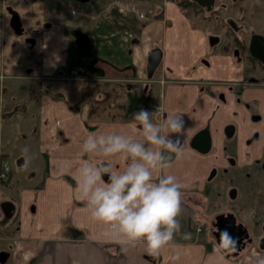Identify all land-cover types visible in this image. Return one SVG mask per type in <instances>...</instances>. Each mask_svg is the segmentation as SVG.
I'll list each match as a JSON object with an SVG mask.
<instances>
[{
	"label": "crops",
	"instance_id": "1",
	"mask_svg": "<svg viewBox=\"0 0 264 264\" xmlns=\"http://www.w3.org/2000/svg\"><path fill=\"white\" fill-rule=\"evenodd\" d=\"M2 1L17 8L21 5L15 0ZM63 5L71 16L63 15ZM113 7L122 16L113 14ZM156 10H161L160 18L153 17ZM32 11L39 13L43 8ZM57 12L36 13L35 22H42L45 30L40 32V40L19 35L20 45L6 42L13 29H7L6 20L0 21V165H28L21 170L24 175L30 165L32 170L34 167V179L27 186L35 185L44 201L50 199L45 218L46 212L41 210L46 205L25 199L17 212L14 197L8 201L1 196L0 201L12 205L11 209L6 206V219L11 223L20 220L8 229L6 226L8 264H254L247 251L253 244L238 255L217 251L214 234L203 235L204 228L196 218L216 196L214 190L205 192L208 182L219 180L222 172L231 175L232 167L245 168L263 159L264 88H253L259 83L255 78H221L224 68L207 61L205 47L191 56L199 42L207 47L215 43L208 39L210 30L198 25L177 0H166L161 7L151 0H95L89 12L62 3ZM9 45L11 49L6 50ZM37 46L41 54L35 59ZM155 47L161 48L162 59L149 77L148 59ZM70 48L79 57L74 65L86 68L80 80L66 78L71 68ZM227 59L231 66L243 64L230 55ZM235 98L238 101L233 107L225 103H233ZM254 101L258 103L253 105ZM140 108L148 109L154 122L168 116L185 121L180 140L183 157L177 160L172 154V167L165 170L184 186L178 218L181 230L158 255L149 254L143 243L122 251L121 245L105 237V226L92 221L85 202L75 192V171L81 161L105 162L84 154L83 140L89 133L109 132L141 139L138 130L129 127L133 113ZM206 126L211 147L203 153L191 140ZM201 154H207L208 165L200 168ZM64 160L71 161L70 168L62 169ZM192 164L194 171L189 168ZM111 165L114 170L122 169L124 161L115 158ZM210 167L213 174L205 183ZM43 171L47 172L45 179L41 178ZM191 173L201 180L198 184ZM104 179L107 182L108 177ZM257 249L254 246L251 256L262 254Z\"/></svg>",
	"mask_w": 264,
	"mask_h": 264
},
{
	"label": "clouds",
	"instance_id": "2",
	"mask_svg": "<svg viewBox=\"0 0 264 264\" xmlns=\"http://www.w3.org/2000/svg\"><path fill=\"white\" fill-rule=\"evenodd\" d=\"M129 127L137 129L141 139L117 132L87 135L81 151L105 162L81 161L75 171V192L85 202L92 221L104 225L105 237L121 245L122 251L143 243L149 254L158 255L181 230L178 218L184 186L165 170L172 167V154L177 160L183 157L180 140L185 121L168 116L154 122L151 112L140 108L133 113ZM115 158L124 161L122 169L112 168ZM61 167L70 168L71 161L64 160ZM189 235L184 233L185 238ZM236 245L229 232L220 233L217 251L231 252ZM255 264H264V259L258 258Z\"/></svg>",
	"mask_w": 264,
	"mask_h": 264
},
{
	"label": "rangeland",
	"instance_id": "3",
	"mask_svg": "<svg viewBox=\"0 0 264 264\" xmlns=\"http://www.w3.org/2000/svg\"><path fill=\"white\" fill-rule=\"evenodd\" d=\"M1 1L2 0H0V3ZM4 1L6 2L9 0H4ZM38 1L39 2L33 0H15V3L19 2L21 4L20 7L18 8L20 10L23 24L27 27L25 35L31 38H38L40 32L45 30V27L42 22L37 23L35 22V18H33V16L38 12L32 14V11L30 10H32L33 8L36 9L37 7L41 6L43 8V11L39 12L37 16L38 15L46 16L47 14L55 15L58 13L57 12L59 10L58 4L59 1L61 0H42V1L38 0ZM151 1L153 2L154 5L156 4V7L157 6L161 7L163 6L166 0H151ZM223 2L226 3V6L224 8L221 7L222 6L220 4L222 3L221 0H217L216 6H214L215 10L212 13L206 12L205 9H197L193 7V5H188L185 8V11L190 15V17H192V19L198 22V25L207 27L206 29L210 30L211 34L208 35L209 36L208 39L210 41L212 40L211 39L212 33H215L216 35H221L223 39L226 38L225 39L226 41L227 39H229L226 37V33L231 34L233 36L237 32L238 35H240L242 38H244L246 42H248L251 33L257 31L258 27L261 26L264 21V5H262L263 7L260 6L263 3L257 2V0H223ZM0 8L3 7L0 6ZM62 8H63L62 9L63 15L71 16V12L69 8H65L64 5ZM28 9L30 10L28 12H25ZM1 17H4V21L6 20L7 29L12 30L9 20L7 22L6 15ZM209 17L211 20L209 19ZM229 19L235 21V25L237 26L236 27L237 29L233 30V27H231L228 24ZM218 29L219 32H215V30L217 31ZM19 37L20 36L13 33L12 30L11 35L7 38L6 42L11 40L10 44L12 43V41H17L19 43ZM21 37L24 38V36ZM198 44L200 47L198 46L196 49H194L191 52V56L193 57L194 55H197V53L200 54L202 51L201 48L205 47L207 61H209V59L210 61L213 60V66L215 65L224 68L225 71L223 70L224 71L223 74L220 73L222 74L221 78L230 81L231 80L239 81L242 76H245L246 79L255 78L259 83H257V85H255V87L253 88L257 90L264 88V73L261 70L252 68L251 66L246 64L247 62H243L242 66L240 65L238 66L237 64H234V66L230 65L227 57L230 55V57L236 58V56L234 55L236 50H233L234 46L232 41L224 45L227 46L228 49L222 46L223 43H215V45L209 47L205 46L201 42H199ZM9 48L11 49L10 45L6 50H9ZM39 53H40V49L39 46H37L35 55L33 54L35 59H38L37 55H39L40 58L41 53L40 54ZM10 54L11 53H9V55ZM242 56L243 58L248 57L247 55L246 56L242 55ZM203 60L201 61L203 62ZM241 69L243 71V74L240 71ZM262 95H263L262 98H264V94ZM237 101L238 99L235 98L233 103L232 101L231 102L227 101L225 103H228L229 107H233L237 103ZM256 103H258V101L252 102L253 105H256ZM262 126H264V122H262ZM246 144H249V142H246ZM26 145L27 144L24 143V146ZM29 150L30 149L28 147V151ZM7 153H10V151H7ZM201 155H203L204 158L199 160V164L197 166H199L200 168L205 164L208 165V160L205 158L206 157L205 155L207 154H201ZM9 158L8 159L5 158V159L10 160ZM10 167H12L10 169L11 177L8 178L9 179L12 178V180L9 181V179H7L5 183L1 182L0 180V196L5 195L8 201H11L10 198L11 196H13L14 198L12 200L13 202H15L17 206V212L21 211L20 210L21 205L25 199L26 200L31 199L32 201L39 203L40 206L46 205V208L42 209L41 211L43 213L46 212L44 217L47 218L48 216L47 211L49 209L48 202H50V199L46 198L47 200L44 201L42 198L43 193H41L35 185L31 184L30 187L27 186L29 183L32 182V178L34 179L35 168L33 167L32 170L31 169L32 167L30 165L28 169L29 170L28 173L26 172L24 175V173H21L22 172L21 170H27L28 165L19 166L16 162H12V164L10 163ZM224 167L221 170L224 171L225 169ZM189 168L192 171H194L195 165L192 164V166H190ZM230 171L232 176L230 175L229 171L226 173L222 172L223 174L219 175L218 177L219 180L208 182L209 184L206 187L207 189L205 190V192L214 190L216 196L210 198L209 200L210 202L208 206H206V209L205 207H204L205 210L202 209L204 210L203 214L200 217H197L196 219L198 222L202 224L204 228L202 233L203 235L206 236L207 234H209V232L213 234V230L215 228L212 225V221L215 219V216L218 213L225 211L234 212L237 215L238 220L246 224L249 227L252 236L255 237V241L252 243L253 245H251L247 250L248 252L250 251V255H248L249 260L255 264L258 258L264 259V248H261L260 247L261 245L257 243L258 240L257 238L263 234L261 227L264 225L263 224L264 223V158L260 160L257 164L247 166L245 168L232 167ZM43 172H41V174L43 173L41 178L45 179L44 177L47 176L46 175L47 172L45 171ZM212 174H213V169L212 167H210L207 174L205 175L206 178L205 183H207L208 179L211 177ZM38 175L39 174H37V176ZM196 176L197 175L195 174L192 175L193 179H195L194 181L195 184H198L201 180L197 179ZM232 189L234 190V193L231 194ZM17 190L19 191L16 192ZM0 216L3 223L7 226V229L14 226L13 225L14 222L17 223L20 221L19 219H17L13 223H11L12 220L8 221L7 219L3 218V215L1 213ZM18 216H20V214ZM7 229H5V231ZM256 245L258 248L257 251L262 254L251 256L253 248Z\"/></svg>",
	"mask_w": 264,
	"mask_h": 264
},
{
	"label": "water",
	"instance_id": "4",
	"mask_svg": "<svg viewBox=\"0 0 264 264\" xmlns=\"http://www.w3.org/2000/svg\"><path fill=\"white\" fill-rule=\"evenodd\" d=\"M78 2H88L89 0H77ZM198 2L201 6L211 8L214 4L215 0H194ZM11 25L14 28L17 34H21L24 31V27L22 24V19L20 13L12 9V17H11ZM249 52L250 55L262 61L264 63V36L259 33H254L251 37L249 44ZM162 59V50L159 47H155L151 50L149 59H148V76L152 77L156 68L160 64ZM227 134H232V127H227ZM191 145L200 152H207L211 147V136L209 128L203 127L200 129L191 140ZM8 206L10 209L12 205L10 203L4 204ZM10 212V211H9ZM214 225L216 226V230L214 231V238L218 243L220 239V233L223 231H227L231 234L233 238L237 241V245L234 251L225 252L229 255H238L244 248L247 243L253 242V237L250 236L249 228L246 224L237 220V216L235 213L231 211L220 212L215 216ZM264 229V225H263ZM261 248H264V243L261 244ZM223 251V250H222ZM224 252V251H223Z\"/></svg>",
	"mask_w": 264,
	"mask_h": 264
},
{
	"label": "flooded vegetation",
	"instance_id": "5",
	"mask_svg": "<svg viewBox=\"0 0 264 264\" xmlns=\"http://www.w3.org/2000/svg\"><path fill=\"white\" fill-rule=\"evenodd\" d=\"M75 1H77V0H75ZM192 1H194V0H192ZM216 1L217 0H215L214 4L211 6V8L203 7L198 2H196V1H194V2L198 5L197 6V9H205L206 12L212 13L215 10V7L214 6H216ZM94 2H95V0H94ZM221 2L222 3H220V4L222 6L221 5L220 6L222 8H224L226 6V3H224L223 0H221ZM257 2H260V3L262 2L263 4H261L260 6L263 7L262 5H264V0H257ZM62 3L63 4H65V3L73 4L72 3V0H61V1H59V4L60 5ZM0 6L3 7V8H0V21H3L4 20V17H1V16L6 15L7 22L9 20L10 26L12 27L11 21H10L11 20V17H12V9L17 10L19 13H20V10L14 4H12L11 2L3 3V1H1ZM30 11H32V10H30ZM32 14H34V11H32ZM20 16H21V14H20ZM21 19H22V17H21ZM209 19H210V17H209ZM216 19H217V17H216ZM214 20H215V18H214ZM22 24H23V21H22ZM228 24L231 27H233V30L237 29L236 28L237 26L235 25V21H233L232 19H229ZM213 25H215V24H213ZM23 27H24V31L21 34H18L20 36H25V34H26V28L27 27L24 24H23ZM12 29L14 30L13 27H12ZM14 32H15V30H14ZM215 32H219V29L217 31L215 30ZM254 33H259V34H261V35L264 36V21H263L262 25L258 27V30L257 31L251 33L248 42H246L244 40V38H242L240 35H238L237 32L233 36L231 34L226 33V37L229 38L226 41H225L226 38L223 39L221 35H216L215 33H212V38H211L212 40L210 42L213 43V44L214 43H223L222 46H224L226 43H230V41H232L233 42V46H234L233 50H236L235 53H234V55L236 56L235 59H238L237 60L238 62H247L246 64H248L252 68L259 69V70H261L264 73V63L262 61L258 60V59L253 58L250 55V52H249L250 40H251V37H252V35ZM243 34H244V32H243ZM224 47L227 48V46H224ZM242 55H244V56L247 55L248 57H244L243 58ZM232 193H234V190L233 189L231 190V194ZM0 198H1V196H0ZM4 204H6V201H0V213L3 215V218L6 219L7 218V207ZM214 221H215V219L212 221V225L215 228L213 230V234H214V231L216 230V226L214 225ZM261 228H262L263 234L260 235V237L257 238L258 239L257 240V243L259 245H261L262 243H264V229H263V226ZM5 229H6V225L3 223L2 219H1V216H0V264H8V259L10 257V254H8V249H10V248H8V244H7V241H6V231H5ZM249 232H250V236L253 237V242H254L255 241V237L252 236L250 229H249ZM252 243H249V244L247 243L246 247H248ZM9 247H10V245H9Z\"/></svg>",
	"mask_w": 264,
	"mask_h": 264
},
{
	"label": "trees",
	"instance_id": "6",
	"mask_svg": "<svg viewBox=\"0 0 264 264\" xmlns=\"http://www.w3.org/2000/svg\"><path fill=\"white\" fill-rule=\"evenodd\" d=\"M180 6L185 10V8L188 5H193V7L197 8V4L192 1V0H178ZM72 3L86 11H92L94 8V0H90L89 2L86 3H82V2H77L75 0H72ZM112 13L117 15V16H122L119 12H118V8L117 7H113L112 8ZM162 16L161 10H156L153 14L154 18H160ZM69 55H70V66L72 67L76 62H78V58L73 50V48L69 49ZM5 159V158H3ZM11 172V171H10ZM1 182H5L4 180L0 179Z\"/></svg>",
	"mask_w": 264,
	"mask_h": 264
},
{
	"label": "built area",
	"instance_id": "7",
	"mask_svg": "<svg viewBox=\"0 0 264 264\" xmlns=\"http://www.w3.org/2000/svg\"><path fill=\"white\" fill-rule=\"evenodd\" d=\"M86 68L82 64L75 65L70 68L69 75L66 78L80 80L82 79V74L85 73ZM153 108H157L156 105H152ZM10 171V166L7 162L3 163L0 167V177L2 179H7Z\"/></svg>",
	"mask_w": 264,
	"mask_h": 264
}]
</instances>
